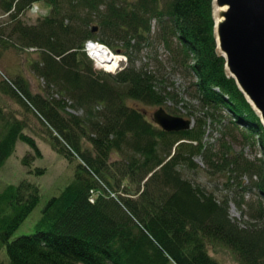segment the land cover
Masks as SVG:
<instances>
[{"label": "trees", "instance_id": "16d2710c", "mask_svg": "<svg viewBox=\"0 0 264 264\" xmlns=\"http://www.w3.org/2000/svg\"><path fill=\"white\" fill-rule=\"evenodd\" d=\"M39 3L49 12L24 24L19 18ZM0 10L13 24L10 37L39 53L31 66L45 84L33 95L25 80L5 76L0 93L32 111L57 155L78 158L73 179L47 201L31 235L10 240L37 206L38 187L23 179L0 192V250L9 264H218L208 252L216 246L239 264H264V128L218 53L213 0H0ZM87 42L125 56L128 65L115 75L95 71ZM152 42L166 52L171 74L191 77L193 94H184L196 110L188 96L168 89L161 61L135 67ZM129 101L167 113L169 102L180 104L193 125L164 132ZM208 127L219 131L213 143L205 140ZM25 129L0 107V170L17 142L38 151ZM240 129L259 156L234 150ZM81 142L95 155L82 152ZM197 158L210 179H223L218 195L181 174L203 169Z\"/></svg>", "mask_w": 264, "mask_h": 264}, {"label": "rangeland", "instance_id": "374dc122", "mask_svg": "<svg viewBox=\"0 0 264 264\" xmlns=\"http://www.w3.org/2000/svg\"><path fill=\"white\" fill-rule=\"evenodd\" d=\"M33 7V9H28L25 14H23L19 18L22 22H24V24L34 25L36 24V21L38 19H42L43 17H45L47 12H49V9H47L46 6L42 3L36 4ZM10 25L13 24L10 23V20L7 16L2 15L0 10V27L2 28L3 34V38L0 37V40L6 41V38L9 41H6L9 43L8 46L4 44V42H0V80H4L5 76H9L12 78L19 77L25 80V82L28 84V88L31 94L36 95L39 93H44V81L35 76L31 66L33 63L39 60V53L36 51L34 52L33 50L21 49L17 40H15L16 37H10ZM85 52L87 54L88 59L91 61L92 67L95 71H101L109 73L111 75H115L125 69L128 65V61L125 56L119 53L116 54L112 52L115 56H118L120 58V63H118V67L114 72L105 71L104 68L98 67L93 57V54L89 52L88 47L85 49ZM166 55V52L160 44H154L152 42V45L149 46V49H144L141 52L138 57V60L135 62V67H140L142 64H148L149 62L153 64L151 58L156 59V61H161L166 68L165 73L167 81L173 84V87H169L168 89L175 91L176 94H178L179 98H184L188 95L193 94L191 88V77L188 75V77H185V75L181 74L180 72H176L177 74H171L172 70L170 66L167 65ZM186 88L188 90V95L184 94V90ZM55 97L57 96L55 95ZM186 99L188 100L191 106H194V109L196 110L197 102L192 100L190 96L186 97ZM128 105L134 107L139 111H142L143 113L148 115V117H151V115H153V113L159 109L158 107L146 106L132 101H129ZM167 106L170 107V110H168L170 112L169 115L175 116L174 111L177 110L180 113L179 115H177L178 117H182L183 119L189 120L192 123V117H188L187 115L188 109L185 110L183 107H181L180 104L174 106L173 104H170V102L167 104ZM0 107L4 108L7 114L12 113L18 120L26 123L27 129H25V133L33 139L35 146L38 150L36 152L31 149V147L27 144L17 142L14 153L6 161L4 167L0 170V192L7 185H18L19 182H21L23 179H26L30 183L36 185L39 189V202L35 209L32 211V213L27 217L26 220H24V222L11 236L10 240H14L15 238L24 235H31L35 232L36 225L41 217V212L45 207L47 201L51 197L58 196L60 192H62L63 188H65L68 183L71 182V180L73 179L78 158L75 157L74 161L70 162L64 157L57 155V153L51 147L50 142L45 137V133H43L42 130L40 131L41 125L37 121L35 115H33V113H31L32 111L30 110L26 112L27 110H25V108L22 107V105L17 102V100L7 97L4 94L0 93ZM171 107L175 110H173ZM66 110L72 115H81L80 111L73 110L72 108L67 107ZM163 110L166 111V109ZM221 113L223 118H227L226 112L222 111ZM218 129H220V127H218ZM241 132H243L242 129H240L239 131H235L233 134L235 137L234 142H232V140L230 141L234 150L236 152L243 150L244 154L249 158H253L255 155L259 156V153H257L254 148H251L248 144L242 141ZM205 137L206 141H208L209 143H213L218 139L219 131L213 132V130L208 127L206 129ZM253 139L254 141H256L258 137H254ZM81 149L82 152L88 150L93 156L95 155L89 144H83V142H81ZM26 157H30V161H27L28 167L23 166L22 163V160H24V158ZM117 160H119V157L118 159L116 158V161ZM195 161L200 167L203 168V164L199 158L195 159ZM37 169H43L44 173L41 175H37ZM204 170L205 168L199 169L197 172L194 173L189 172L187 170H182L181 174L184 178H187L188 180H192L198 184L203 185V188L205 190L214 191L215 193H217L218 189L220 188L219 184L222 183L223 179H210L208 177L209 175H206L204 173ZM127 181L128 178H124L121 182V191L119 190V192H121L122 194H125L124 191L129 188L128 186H126L128 184ZM95 195L97 196V193L94 194L93 197H96ZM111 197H114V195L112 194ZM94 199L95 198H93V200ZM229 214L233 219L239 221L241 220L239 212L235 209L233 205H230ZM208 252L209 255L213 259H215L218 264H239L235 260L232 253L222 246H216L215 248L209 247ZM0 260L3 264H9L5 248H2L0 250Z\"/></svg>", "mask_w": 264, "mask_h": 264}, {"label": "water", "instance_id": "95a60500", "mask_svg": "<svg viewBox=\"0 0 264 264\" xmlns=\"http://www.w3.org/2000/svg\"><path fill=\"white\" fill-rule=\"evenodd\" d=\"M215 14L216 44L225 70L264 127V0H213ZM152 120L167 133L189 130L193 123L162 108Z\"/></svg>", "mask_w": 264, "mask_h": 264}, {"label": "bare ground", "instance_id": "6f19581e", "mask_svg": "<svg viewBox=\"0 0 264 264\" xmlns=\"http://www.w3.org/2000/svg\"><path fill=\"white\" fill-rule=\"evenodd\" d=\"M213 19L215 31V22L218 19L217 14L214 15ZM88 50L93 54L98 67L104 68L105 71L109 72H114L117 69L120 58L115 56L108 48L101 44L90 42L88 44Z\"/></svg>", "mask_w": 264, "mask_h": 264}]
</instances>
